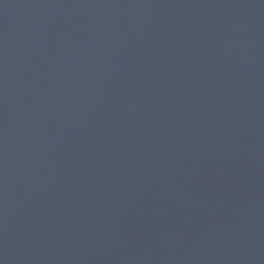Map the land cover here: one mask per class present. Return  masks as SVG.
Masks as SVG:
<instances>
[{"label": "water", "instance_id": "water-1", "mask_svg": "<svg viewBox=\"0 0 264 264\" xmlns=\"http://www.w3.org/2000/svg\"><path fill=\"white\" fill-rule=\"evenodd\" d=\"M0 264H264V0H0Z\"/></svg>", "mask_w": 264, "mask_h": 264}]
</instances>
